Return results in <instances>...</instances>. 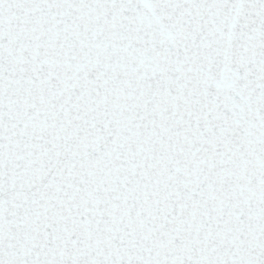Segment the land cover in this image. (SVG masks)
Masks as SVG:
<instances>
[{"label":"snow or ice","instance_id":"obj_1","mask_svg":"<svg viewBox=\"0 0 264 264\" xmlns=\"http://www.w3.org/2000/svg\"><path fill=\"white\" fill-rule=\"evenodd\" d=\"M0 264H264V0H0Z\"/></svg>","mask_w":264,"mask_h":264}]
</instances>
